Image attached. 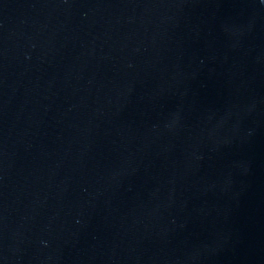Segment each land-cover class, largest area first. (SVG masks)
Instances as JSON below:
<instances>
[{"label": "water", "instance_id": "obj_1", "mask_svg": "<svg viewBox=\"0 0 264 264\" xmlns=\"http://www.w3.org/2000/svg\"><path fill=\"white\" fill-rule=\"evenodd\" d=\"M0 264H264V0H0Z\"/></svg>", "mask_w": 264, "mask_h": 264}]
</instances>
